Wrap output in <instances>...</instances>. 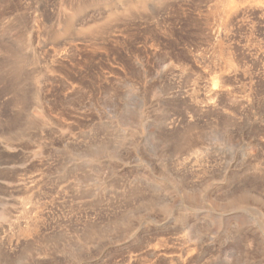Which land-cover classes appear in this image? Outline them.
I'll use <instances>...</instances> for the list:
<instances>
[{
	"label": "rangeland",
	"instance_id": "obj_1",
	"mask_svg": "<svg viewBox=\"0 0 264 264\" xmlns=\"http://www.w3.org/2000/svg\"><path fill=\"white\" fill-rule=\"evenodd\" d=\"M253 1L0 0V264H264Z\"/></svg>",
	"mask_w": 264,
	"mask_h": 264
},
{
	"label": "bare ground",
	"instance_id": "obj_2",
	"mask_svg": "<svg viewBox=\"0 0 264 264\" xmlns=\"http://www.w3.org/2000/svg\"><path fill=\"white\" fill-rule=\"evenodd\" d=\"M145 1V0H144ZM235 2H236V12L237 13H244L243 12V10L245 9V10H247V9H249V8H251L252 7V4L255 2V1H253V0H235ZM134 3H135V1H134ZM135 4H133V6H134ZM228 5V4H227ZM129 7V6H128ZM140 7V6H139ZM262 7L264 8V4L262 5ZM252 9H254V8H252ZM258 9V8H257ZM262 9V8H261ZM250 13V12H249ZM246 14V13H245ZM239 15V14H238ZM253 15V14H252ZM240 16V15H239ZM241 17V16H240ZM245 18V17H244ZM249 18V17H248ZM242 19V18H241ZM247 19V18H246ZM256 22V21H255ZM263 22V21H262ZM241 25V24H240ZM217 35V34H216ZM251 39V38H250ZM248 50V49H247ZM259 51V50H258ZM247 52V51H246ZM251 52V51H250ZM250 54V53H249ZM253 55V54H252ZM249 57V56H248ZM254 57V56H253ZM230 61V60H229ZM254 63H256L255 61H254ZM260 64V63H259ZM258 66V65H257ZM259 68V67H258ZM255 76V75H254ZM221 79V78H220ZM221 86V85H220ZM217 95V94H216Z\"/></svg>",
	"mask_w": 264,
	"mask_h": 264
}]
</instances>
